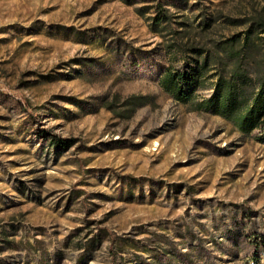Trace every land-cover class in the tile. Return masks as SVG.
Here are the masks:
<instances>
[{
    "label": "rangeland",
    "instance_id": "1",
    "mask_svg": "<svg viewBox=\"0 0 264 264\" xmlns=\"http://www.w3.org/2000/svg\"><path fill=\"white\" fill-rule=\"evenodd\" d=\"M260 22L264 0H0V264H264V117L194 107L264 76V33L224 43ZM166 71L197 74L190 102Z\"/></svg>",
    "mask_w": 264,
    "mask_h": 264
},
{
    "label": "trees",
    "instance_id": "2",
    "mask_svg": "<svg viewBox=\"0 0 264 264\" xmlns=\"http://www.w3.org/2000/svg\"><path fill=\"white\" fill-rule=\"evenodd\" d=\"M253 31L264 33V23L251 26L241 40L239 36L234 35L224 43H229L233 47L242 43L243 48L248 47L252 43ZM191 76L195 78L166 71L161 85L176 101L188 103L192 93L184 91L182 81L197 79V74L193 73ZM194 105L196 110L220 116L230 122L238 132L248 134L261 124L264 117V76L250 79L244 72L236 70H233L228 77L218 75L211 97ZM58 143L60 142H55L56 145Z\"/></svg>",
    "mask_w": 264,
    "mask_h": 264
}]
</instances>
